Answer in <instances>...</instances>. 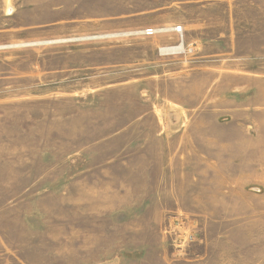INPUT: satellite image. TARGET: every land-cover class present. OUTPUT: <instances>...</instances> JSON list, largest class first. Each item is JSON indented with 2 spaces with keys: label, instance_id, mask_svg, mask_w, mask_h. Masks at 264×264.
<instances>
[{
  "label": "rangeland",
  "instance_id": "374dc122",
  "mask_svg": "<svg viewBox=\"0 0 264 264\" xmlns=\"http://www.w3.org/2000/svg\"><path fill=\"white\" fill-rule=\"evenodd\" d=\"M0 264H264V0H0Z\"/></svg>",
  "mask_w": 264,
  "mask_h": 264
},
{
  "label": "bare ground",
  "instance_id": "6f19581e",
  "mask_svg": "<svg viewBox=\"0 0 264 264\" xmlns=\"http://www.w3.org/2000/svg\"><path fill=\"white\" fill-rule=\"evenodd\" d=\"M182 50H184V47L182 44L177 47L174 46V47H168V48L162 49L163 52H173V51H182Z\"/></svg>",
  "mask_w": 264,
  "mask_h": 264
}]
</instances>
